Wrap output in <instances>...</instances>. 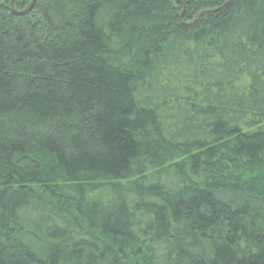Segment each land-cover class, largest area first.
Listing matches in <instances>:
<instances>
[{
	"label": "trees",
	"instance_id": "obj_1",
	"mask_svg": "<svg viewBox=\"0 0 264 264\" xmlns=\"http://www.w3.org/2000/svg\"><path fill=\"white\" fill-rule=\"evenodd\" d=\"M182 1L0 0V264H264V0Z\"/></svg>",
	"mask_w": 264,
	"mask_h": 264
},
{
	"label": "bare ground",
	"instance_id": "obj_2",
	"mask_svg": "<svg viewBox=\"0 0 264 264\" xmlns=\"http://www.w3.org/2000/svg\"><path fill=\"white\" fill-rule=\"evenodd\" d=\"M176 1L177 2H180L181 3V0H173V3H176ZM36 2V1H35ZM182 4V3H181ZM30 5H31V2L27 5V6H25V7H23V9H16V4H15V2H14V10L18 13V14H16L17 16H24L25 14H27V13H29L31 10H32V8L34 7V5H35V3H34V5L31 7V8H29L30 7ZM183 6V5H182ZM10 8H11V4H10ZM11 10H12V8H11ZM12 12H13V10H12ZM184 12H185V10L183 9L182 10V13H181V15H180V18L184 15ZM14 13V12H13ZM203 13V12H202ZM15 14V13H14ZM200 15H201V13L193 20V21H191L190 23H188V25L189 26H192L193 24H195L201 17H200Z\"/></svg>",
	"mask_w": 264,
	"mask_h": 264
},
{
	"label": "water",
	"instance_id": "obj_3",
	"mask_svg": "<svg viewBox=\"0 0 264 264\" xmlns=\"http://www.w3.org/2000/svg\"><path fill=\"white\" fill-rule=\"evenodd\" d=\"M35 1L36 0H31V5H30V7L29 8H31L33 5H34V3H35ZM230 0H228V2H229ZM14 2H15V0H11V8H12V10H13V12L15 13V14H18L15 10H14ZM181 3H182V5H183V7L185 8V3L181 0ZM185 10V9H184ZM206 13H210V12H203V13H201V15H200V17H202V16H204Z\"/></svg>",
	"mask_w": 264,
	"mask_h": 264
},
{
	"label": "rangeland",
	"instance_id": "obj_4",
	"mask_svg": "<svg viewBox=\"0 0 264 264\" xmlns=\"http://www.w3.org/2000/svg\"><path fill=\"white\" fill-rule=\"evenodd\" d=\"M31 245H32V247H33V250L35 251V250H36L35 245H34V244H31Z\"/></svg>",
	"mask_w": 264,
	"mask_h": 264
}]
</instances>
